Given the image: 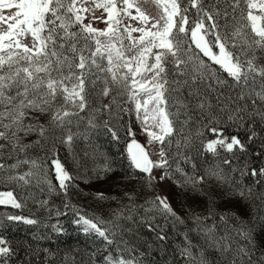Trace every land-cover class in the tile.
Here are the masks:
<instances>
[{
	"label": "snow or ice",
	"instance_id": "6c2138e0",
	"mask_svg": "<svg viewBox=\"0 0 264 264\" xmlns=\"http://www.w3.org/2000/svg\"><path fill=\"white\" fill-rule=\"evenodd\" d=\"M0 188V264H264V0H0Z\"/></svg>",
	"mask_w": 264,
	"mask_h": 264
},
{
	"label": "trees",
	"instance_id": "16d2710c",
	"mask_svg": "<svg viewBox=\"0 0 264 264\" xmlns=\"http://www.w3.org/2000/svg\"><path fill=\"white\" fill-rule=\"evenodd\" d=\"M108 148H110L113 152L115 151V148H113L111 145L107 146ZM119 179V175H117L115 177V179ZM108 182H101V181H92L91 184L94 185H101L99 186V190H104L105 188H103V185L106 184ZM0 190H6L4 188H0ZM71 199L73 201V203H78L79 206L85 208V210H87L89 213H95L97 215L101 214V210L99 208H97L96 205L93 204H89L88 202V197H86V195L79 191H73L71 193ZM58 203V202H57ZM63 210V209H62ZM5 211H14L17 213H20L21 210L19 209H8V208H4L3 206H0V213H3ZM31 211L32 213H36L37 212V208L35 206H33V204L31 202L28 203L27 208H25L23 210L24 214H28V212ZM68 216H71V212H68ZM55 222V221H53ZM61 223L64 224L66 227L69 224V220L66 217H61ZM42 230V229H41ZM32 231H37L36 229H32ZM29 233L25 231V228H20L18 230L12 231L11 235L9 236V239H21L24 238L25 236H27ZM255 236V242L257 244H260L262 241H264V232L261 231V229L257 228L256 232L254 233ZM53 239H55V237H53ZM177 243H179V241H176ZM43 247H48L49 244L47 242H44L42 244ZM84 246V238L83 235L81 233H78L74 226L71 228H68L67 232L61 237V241L59 242V249H60V256H63L65 251H67L68 253V258H69V264L71 262V258L76 255L75 252H73L72 250L77 248V247H83ZM52 247H56V244H53ZM259 253H257L258 255Z\"/></svg>",
	"mask_w": 264,
	"mask_h": 264
},
{
	"label": "rangeland",
	"instance_id": "374dc122",
	"mask_svg": "<svg viewBox=\"0 0 264 264\" xmlns=\"http://www.w3.org/2000/svg\"><path fill=\"white\" fill-rule=\"evenodd\" d=\"M116 180H119L118 178L113 180V182H108L106 184L103 185V188H105L104 190H102L106 195H110V194H114V191H115V181ZM99 186L101 185H94V184H91V183H84V182H80L79 183V190L81 192H83L86 197H88V202L89 204H93V205H96L97 208H99L101 210V203H98L95 199H94V196H95V193L98 192V191H101L99 190Z\"/></svg>",
	"mask_w": 264,
	"mask_h": 264
}]
</instances>
